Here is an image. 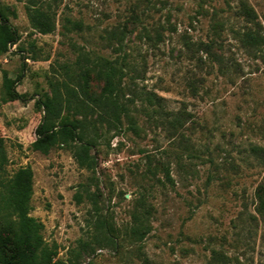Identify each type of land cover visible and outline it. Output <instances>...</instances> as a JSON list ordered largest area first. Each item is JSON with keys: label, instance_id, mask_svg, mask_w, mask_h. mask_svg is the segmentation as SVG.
<instances>
[{"label": "rangeland", "instance_id": "1", "mask_svg": "<svg viewBox=\"0 0 264 264\" xmlns=\"http://www.w3.org/2000/svg\"><path fill=\"white\" fill-rule=\"evenodd\" d=\"M34 1L53 14V31L32 27L31 0H2L20 39L0 54V175L32 168L30 214L57 246L55 260L264 264V221L256 211L264 163L250 151L264 145V62L237 37L245 29L238 0ZM249 1L264 34V0ZM97 57L125 59L134 87L155 92L161 105L135 97V127L124 117L120 130L102 128L88 169L69 147L44 153L31 143L43 113L36 100L51 94L50 80ZM5 72L21 75L19 98H2ZM102 86L89 78L92 96ZM178 116L181 123L173 124ZM141 203L151 228L135 240L127 230ZM213 250L233 259L219 260Z\"/></svg>", "mask_w": 264, "mask_h": 264}, {"label": "trees", "instance_id": "2", "mask_svg": "<svg viewBox=\"0 0 264 264\" xmlns=\"http://www.w3.org/2000/svg\"><path fill=\"white\" fill-rule=\"evenodd\" d=\"M26 9L33 28L42 33L54 30L55 19L50 10L37 5L34 0L26 5ZM236 15L245 21V29L236 31L237 37L242 45L264 62V34L255 8L249 0H238ZM67 21L74 26L79 25L69 18ZM19 39L20 34L10 22L0 0V54L7 52ZM202 45L206 51H210V44L204 42ZM126 65L125 59L120 61L97 57L90 66L81 67L78 71L71 72L68 69L62 80H50L51 94H45L36 100L37 107L43 113L31 147L44 153L55 145L69 147L79 165L93 169L96 162L90 149L96 143L102 128L105 131H118L124 117L131 127H135L130 107L135 102V97L161 105V97L155 92H140L134 87V76L129 75ZM20 76L11 78L4 73V100L20 97L15 88ZM93 76L103 81L98 96H92L89 92V78ZM87 111L95 115V118L89 119ZM172 123H181L179 116L174 117ZM250 151L258 161L264 163V145L252 144ZM5 161L3 139L0 137V170L4 169ZM165 175L171 180L168 170ZM32 192L33 170L29 165L18 168L10 175H0V264H70L55 260L57 246L44 239L43 223L30 214ZM256 196V211L264 221L263 184L257 187ZM149 214V207L143 203L134 209L132 224L127 230L130 237L142 240L150 231ZM108 233L111 234L109 227ZM213 255L219 260L229 257L217 250H213ZM229 258L233 259L231 256ZM234 259L235 262H242L238 256Z\"/></svg>", "mask_w": 264, "mask_h": 264}]
</instances>
